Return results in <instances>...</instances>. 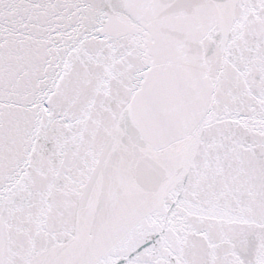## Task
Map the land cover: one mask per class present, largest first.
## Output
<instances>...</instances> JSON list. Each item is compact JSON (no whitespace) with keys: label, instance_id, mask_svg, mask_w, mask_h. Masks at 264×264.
<instances>
[{"label":"snow or ice","instance_id":"obj_1","mask_svg":"<svg viewBox=\"0 0 264 264\" xmlns=\"http://www.w3.org/2000/svg\"><path fill=\"white\" fill-rule=\"evenodd\" d=\"M0 264H264V0H0Z\"/></svg>","mask_w":264,"mask_h":264}]
</instances>
